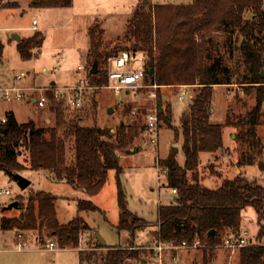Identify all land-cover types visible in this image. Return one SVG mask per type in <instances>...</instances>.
<instances>
[{
    "label": "trees",
    "instance_id": "16d2710c",
    "mask_svg": "<svg viewBox=\"0 0 264 264\" xmlns=\"http://www.w3.org/2000/svg\"><path fill=\"white\" fill-rule=\"evenodd\" d=\"M72 0H31L33 8L64 7ZM246 11L251 17H244ZM228 36L227 50L235 54V71L227 67L218 51L216 33ZM89 46L85 68L90 86L106 82L105 60L121 49L136 50L148 57L145 81L159 85L155 90L154 104L158 120L172 129L174 138L181 137L183 164L176 159L177 148H169L156 167L164 177L166 187L175 190L174 201L157 207L156 229L152 232L155 243L179 245L184 241L189 247H202L204 263H210L223 237L237 231L241 214L246 207L254 209L256 222L264 219V185L247 179L242 173L223 177L216 187H207L198 175L199 153L216 154L223 150L222 126H241V140L246 149L239 152L238 168L255 165L264 172L261 158L264 144L256 128L264 106V78L259 71L264 67V0H191L188 4L160 3L133 10L127 28L119 38L125 43L121 49L101 51L99 44L104 30L94 24L89 30ZM43 35L36 31L16 43L21 59L40 54ZM3 44L0 42V58ZM94 61L97 70L91 72ZM103 65V67H102ZM242 68V70H240ZM238 71V72H237ZM256 88L255 102L244 118L224 124L210 122L212 87L232 83ZM85 81H88L85 83ZM174 84L196 85L195 95L182 110L179 125L172 127L171 103L163 99L161 88ZM146 89V88H143ZM96 101L90 96V113ZM47 110L53 115V126L44 128L33 119L18 122L12 112L0 124V172L10 178L12 173L24 169L45 170L53 179L64 181L89 196L96 194L104 185L109 170L116 173V205L119 210L117 232L128 233L127 243L133 245L136 232L149 223L127 209L126 194L119 181L122 170L118 154L127 153L133 138L144 129L145 124L133 121L119 123L114 133L110 128L93 122L85 124L81 115L70 116L62 102L52 100ZM80 108L75 109L78 111ZM142 113L144 112L141 109ZM26 151V163L19 161V148ZM71 151L68 155V151ZM17 214L6 215L9 209H0V230L24 233L34 231L36 237L43 235L54 239L59 248L77 247L81 232L90 227L78 215L82 211L98 210L89 198L76 200L77 214L61 224L56 217V196L44 191H33L16 199ZM99 211H101L99 209ZM103 212V211H101ZM259 236L262 227L259 226ZM214 231L213 235L209 232ZM94 247V246H93ZM104 248L77 252L79 264H144L140 249L97 245ZM237 264H264V244L242 247L238 251Z\"/></svg>",
    "mask_w": 264,
    "mask_h": 264
},
{
    "label": "rangeland",
    "instance_id": "374dc122",
    "mask_svg": "<svg viewBox=\"0 0 264 264\" xmlns=\"http://www.w3.org/2000/svg\"><path fill=\"white\" fill-rule=\"evenodd\" d=\"M190 2L191 0H72L69 6L47 9L27 8L25 0H23L24 11L22 14L15 9L0 11V42L6 38L9 39L12 33L19 35L31 33L33 18L37 21L36 29L43 35L40 54L26 60L20 58L13 41L4 44L0 58L2 72L16 74L23 71L26 74L25 80H32L36 86H48L52 82L57 87L71 86L75 83L84 85L86 88L83 104L80 110H73L69 112V115H81L85 124L96 122L100 127L110 128L111 133H114L119 123L129 124L133 121H140L145 124L144 129L129 144L127 153L132 148L134 151L143 152L130 155L126 159L120 158L122 170L119 173V181L126 194L127 209L149 223V226L144 230L136 232L131 246L127 243L128 233L124 230L117 232L115 229L119 210L116 205V173L114 170L107 172L104 185L92 196L73 188L64 181L53 179L45 170L24 169L20 171L18 174L30 181V184L23 190L7 174L0 172V188L8 187L11 192V195H0V209L12 201H17L16 199L20 195L26 196L33 191H44L56 196V217L61 224L68 222L77 214L76 200L78 198H89L98 207V210L78 213L90 230L79 234L77 247L59 248L53 242V238L46 235L37 238L34 231L20 233L14 230H0L3 249L0 253V264H79L77 257L79 250L92 249L100 252L104 249L95 247L99 245L96 244L95 232L105 241L103 246L140 249L139 255L143 261H146L144 264L159 260L165 264H206L202 261V247L164 249L158 253L153 249L155 243L146 242L151 236L149 230L155 228L159 203L168 204L175 198L174 190L162 185L164 177L158 172L156 161L159 158H165L171 147L177 148L176 159L179 164H183L184 161L180 136L175 139L172 129L162 121L158 122L154 131L155 135L146 126L145 114L153 108L155 100L149 98V89L125 90L115 94L104 87L106 84L104 81L92 89L87 87L90 86L88 81H85V83L88 82L87 84L83 83L86 80L84 78L85 68L89 64L87 63V51L90 26L98 24L104 30L99 44L101 51L118 50L125 43L128 44L121 41L119 36L126 30L128 19L137 6L142 3L145 6H152L160 3L188 4ZM10 3L4 4L7 6ZM244 17L250 18L251 12L246 11ZM227 40L228 36L225 33H216L218 51L224 64L236 72L234 68L236 56L235 54L229 55L225 44ZM107 58L105 70L107 69ZM42 66L45 67V70H42ZM78 66L81 67L80 70L77 69ZM260 71H264V67ZM234 81H236L235 73L231 79L232 83L212 87L209 119L211 123L224 124L226 117L231 122H235L241 117L244 118L253 107L256 88L250 85H240ZM176 85L178 84L161 88L163 99H167L171 103L173 128L179 125L180 113L186 108L196 91V85H189L191 96L178 100L179 88H176ZM92 94L96 101V107L94 112L90 113L89 101ZM7 105L9 104H2L1 108H5ZM12 107L17 119L21 122L33 119L44 128L53 126V115L47 109H37L32 105L21 104H12ZM141 109L144 110L143 113ZM241 130V126L223 125L224 151H219L216 154L199 153L198 175L203 185L216 187L223 177H232L238 173H242L249 180L253 179L264 185V172L259 171L255 165L238 168L239 170L234 173L237 167L236 161L240 158L239 152L246 149V143L240 138ZM256 131L264 144V106L261 109ZM174 143L176 146H173ZM19 151L18 159L25 164L26 151L22 147L19 148ZM69 153H71L70 150L68 155ZM261 158H264V152H262ZM4 213L9 216L17 214L13 208ZM259 226L262 227L260 236L258 234ZM239 228L248 230L249 234L253 235L258 242L264 243V219L258 224L255 211L251 207H246L243 210ZM19 233L21 238L17 236ZM23 241L25 245L17 250L16 243ZM47 243H53V249H48ZM237 262L238 251L230 253L222 248H216L212 261L207 264H237ZM133 264L140 263L135 260Z\"/></svg>",
    "mask_w": 264,
    "mask_h": 264
},
{
    "label": "built area",
    "instance_id": "2783aa9c",
    "mask_svg": "<svg viewBox=\"0 0 264 264\" xmlns=\"http://www.w3.org/2000/svg\"><path fill=\"white\" fill-rule=\"evenodd\" d=\"M33 25L35 20L32 21ZM34 28V26L32 27ZM81 67L78 66V69ZM148 68V57L145 53L121 49L107 58V69H106V84L105 88L109 89L115 94L120 93V91L132 90L138 91L140 89H149L148 96L155 99V90L159 85L156 83H150L145 81V76H147ZM26 74L20 71L10 78L9 81L4 82L0 77V102H19L25 101L28 104L34 106L37 109H47L52 100L55 102H62V105L68 110H75L82 106V100L84 95L85 86L79 83H75L71 86L57 87V86H36L33 83H25ZM92 89L94 86H87ZM179 88L177 95L178 100L184 99L186 96H191L190 86L187 84L176 85ZM6 121V115L0 113V124ZM158 109L154 104L153 108L150 109L145 114V123L148 130L153 131L158 125ZM0 195H11L8 187L0 188ZM21 238V235H17ZM22 240V239H21ZM264 244L258 242L255 237L249 234L248 230L239 228L237 231H231L226 234L221 242L216 245V248H222L230 253L239 251L240 248ZM2 241L0 235V253L2 249ZM25 245V242L16 243L17 250H20ZM48 249H53V243H47ZM195 241L192 246H196ZM191 246V247H192ZM134 248V247H133ZM189 248V246L182 241L179 245H172L171 243H155L153 249L161 253L164 249H184ZM146 264H165L163 261H153L147 262Z\"/></svg>",
    "mask_w": 264,
    "mask_h": 264
},
{
    "label": "crops",
    "instance_id": "0c3cea01",
    "mask_svg": "<svg viewBox=\"0 0 264 264\" xmlns=\"http://www.w3.org/2000/svg\"><path fill=\"white\" fill-rule=\"evenodd\" d=\"M22 1H23V0H0V11L15 9L16 11H17V10L20 11V14H22L23 11H24ZM6 2H11V3H10V5L5 6L4 3H6ZM30 2H31V0H25V5H26L27 8H33V7L30 6ZM50 8H59V7H50ZM50 8H47V9H50ZM33 20H35V19L33 18V19L31 20V30H32L31 33L26 34V35H19V34L15 33V34H17V35L19 36V40H20L21 38L29 37L30 35H32V34L34 33V32H33L34 30L38 31V29H36L37 21L35 20V24L33 25V23H32ZM33 26H34V28H32ZM10 41H13V42L15 43V46H16L17 41L11 39V37H10L9 39L6 38V39H4V40H1V43L3 44V48H4V44H8V43H10ZM2 52H3V50H2ZM77 69H78V67H77ZM80 69H81V68H80ZM80 69H78V70H80ZM42 70H45V67H44V66H42ZM14 74H15V73H14ZM14 74H6V73H4V72H2V71L0 70V77L4 80V82L9 81L10 78L12 77V75H14ZM25 83H33V84H34V82H33L32 80H25ZM35 85H36V84H35ZM50 85L55 86L53 82L50 83ZM149 98H150V97H149ZM2 104H6V102H0V113L6 114L7 112H12L13 115H14V117L16 118V120H17L18 122H21V121H19V120L17 119L16 114L14 113V109H13V107H12V104H19V105L21 104V105H24V106H28V105H30V104H28V103L25 102V101L9 102V103H7V104H9V105H7V107H5V108H1V105H2ZM28 120H29V119H28ZM26 121H27V120H26ZM22 122H25V121H22ZM228 134H230V132H228ZM222 141H223V138H222ZM133 149H134V148H132V149L130 150L129 153H123V152H120V153L118 154L119 159H120V158L126 159V158H128V156H130V155L141 154V152H143V151H140V152H138V151H134ZM122 153H123V154H122ZM159 159H160V158H159ZM242 167H246V166H242ZM240 168H241V167H240ZM236 170H239L238 167L235 168L234 173H236ZM29 184H30V183H29ZM162 185H163V184H162ZM163 186L166 187L165 185H163ZM167 188H169V187H167ZM170 189H172V188H170ZM172 190H174V189H172ZM80 191H82V190H80ZM174 192H175V190H174ZM170 203H171V202H170ZM159 205H162V204L159 203ZM159 205H158V206H159ZM147 227H148V226H147ZM144 229H145V228H144ZM144 229H143V230H144ZM155 229H156V225H155V228H154L153 230H149V231H150L149 233H151V236L149 237V239H148L146 242H149V243H150V242H151V243H155L154 236H153V234H152V232L155 231Z\"/></svg>",
    "mask_w": 264,
    "mask_h": 264
},
{
    "label": "water",
    "instance_id": "95a60500",
    "mask_svg": "<svg viewBox=\"0 0 264 264\" xmlns=\"http://www.w3.org/2000/svg\"><path fill=\"white\" fill-rule=\"evenodd\" d=\"M11 39H13V40L18 42L19 41V36L17 34H15V33H12ZM96 70H97V61H94L93 64H92V67H91V72L94 73ZM259 76L260 77H264V71H260ZM173 146H176V143H174ZM10 175H11V178L16 182V184L18 185V187L21 190L25 189L30 183V181L27 178L21 176L18 173H12ZM16 204H17L16 201H12L11 203H8L5 206V209H11L12 207H16ZM213 232L214 231H210L209 234L213 235ZM95 237H96V240H97L96 244L105 245V241L103 240V238L97 232H95Z\"/></svg>",
    "mask_w": 264,
    "mask_h": 264
}]
</instances>
